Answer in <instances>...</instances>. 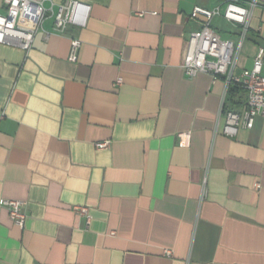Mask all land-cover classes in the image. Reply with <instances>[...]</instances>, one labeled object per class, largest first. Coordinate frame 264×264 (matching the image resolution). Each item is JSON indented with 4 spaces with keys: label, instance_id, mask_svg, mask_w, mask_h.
<instances>
[{
    "label": "crops",
    "instance_id": "crops-1",
    "mask_svg": "<svg viewBox=\"0 0 264 264\" xmlns=\"http://www.w3.org/2000/svg\"><path fill=\"white\" fill-rule=\"evenodd\" d=\"M76 1L90 6L84 27L58 35L46 20L29 51L0 44V201L26 214L19 228L0 204V264H264V117L224 136L223 96L242 112L245 93L182 69L204 23L193 7L252 0ZM211 25L237 39L222 18ZM259 47L261 6L236 74Z\"/></svg>",
    "mask_w": 264,
    "mask_h": 264
},
{
    "label": "built area",
    "instance_id": "built-area-1",
    "mask_svg": "<svg viewBox=\"0 0 264 264\" xmlns=\"http://www.w3.org/2000/svg\"><path fill=\"white\" fill-rule=\"evenodd\" d=\"M5 13L0 14V44L29 51L36 33L42 29L46 20L52 21V31L63 35L69 26L82 28L86 25L90 6L76 0L55 3L53 0H3ZM264 8V0H252L245 4L228 2L223 6L207 9L195 6L192 17L204 20L199 30L192 31L187 37V50L182 63L184 75L194 78L199 73H206L224 82V95L230 86H237L246 95L245 109L238 112L224 105L221 101L219 115L224 118L222 134L234 138L240 127L250 129L256 117H264V48L259 47L250 71L236 74V57L247 34L249 21L255 7ZM142 15V14H139ZM220 17L237 28V39H224L212 27L211 21ZM50 33L45 32V38ZM81 41L70 40L69 60L77 59ZM121 78L116 79L115 86L120 85ZM180 145L186 146L188 133L178 135ZM110 141L96 144L97 149H106ZM0 204L8 210L13 224L22 228L26 214L24 203L17 200H2ZM74 212L89 221V209L75 206ZM113 234V233H112ZM168 253V252H167Z\"/></svg>",
    "mask_w": 264,
    "mask_h": 264
},
{
    "label": "trees",
    "instance_id": "trees-1",
    "mask_svg": "<svg viewBox=\"0 0 264 264\" xmlns=\"http://www.w3.org/2000/svg\"><path fill=\"white\" fill-rule=\"evenodd\" d=\"M238 90H239V88H238L237 86L233 85V86H230V87H229L228 92H229L230 94H232V93H235V92L238 91Z\"/></svg>",
    "mask_w": 264,
    "mask_h": 264
},
{
    "label": "rangeland",
    "instance_id": "rangeland-1",
    "mask_svg": "<svg viewBox=\"0 0 264 264\" xmlns=\"http://www.w3.org/2000/svg\"><path fill=\"white\" fill-rule=\"evenodd\" d=\"M215 31H216L217 33L221 34V35H224V34H225V33L223 32V29H220V28L215 29Z\"/></svg>",
    "mask_w": 264,
    "mask_h": 264
}]
</instances>
